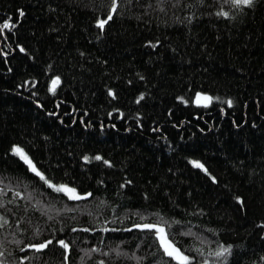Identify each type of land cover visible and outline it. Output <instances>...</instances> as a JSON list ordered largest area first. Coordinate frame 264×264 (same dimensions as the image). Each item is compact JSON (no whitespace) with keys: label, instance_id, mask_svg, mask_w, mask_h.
Instances as JSON below:
<instances>
[{"label":"trees","instance_id":"1","mask_svg":"<svg viewBox=\"0 0 264 264\" xmlns=\"http://www.w3.org/2000/svg\"><path fill=\"white\" fill-rule=\"evenodd\" d=\"M111 4L0 0V262L264 264V0Z\"/></svg>","mask_w":264,"mask_h":264},{"label":"snow or ice","instance_id":"2","mask_svg":"<svg viewBox=\"0 0 264 264\" xmlns=\"http://www.w3.org/2000/svg\"><path fill=\"white\" fill-rule=\"evenodd\" d=\"M231 2L234 5L237 6H251L254 2V0H231ZM117 8H118V0H112V4H111V9H110V14L105 18V19H100L98 20L97 26L101 29H103L105 27V25L111 21L113 19V13L117 12ZM20 15H23V12H20ZM224 15H227L226 13H224ZM10 24L9 23H5L3 25V28H9ZM21 51H23V49H21ZM60 83V78L57 77L52 81V89L51 91L55 92L56 90V85H58ZM198 99H203L205 101L211 102L212 98L211 97H207V96H203L201 97L200 94H198ZM229 106L231 105V101H228ZM14 153H16L17 155L20 156V158L22 160H24V162L29 166V169L35 173L37 176H39L42 180L45 179L44 175L37 169L36 165L33 163L32 159L23 151V149L19 148V147H15L13 149ZM85 160L88 159V157L84 158ZM95 160H102V157L100 156H96L94 158ZM105 164H109V161L105 160L104 161ZM193 166L200 168L202 170H204L205 172H207V168H205V166L198 162V161H193ZM213 180H215V178L213 177ZM46 183L48 184L49 187L53 188L56 192H64L65 194H70L69 198L73 199V200H81V199H85L86 197L81 196L79 194H76V190L73 188L68 187L67 185H56L53 184L50 180H46ZM88 196H91V193L87 194ZM2 206V205H0ZM2 219V218H0ZM4 223H7V221L5 220ZM0 227H3V224H0ZM136 228L139 229H145V230H155V235L157 236L161 247H163L164 252L166 255H168L169 257H172L173 259H175L176 261H178V264H190V257L184 255L178 248L175 247V245L173 244V242L171 240H169L168 238V234L165 231V228L161 225L158 224H150V223H145V224H137L135 225ZM73 231H75V229H73ZM53 243L52 240H48L45 243L39 244V245H30V247L35 248L37 251L43 250L45 248H47L49 245H51ZM59 245L64 248L65 250H67L69 248V244L66 243L64 240H59L58 241ZM230 246L229 247H221L219 251L215 252L214 255L217 257H224L226 254L230 253ZM0 255H3V253H0ZM0 264H3V262H0Z\"/></svg>","mask_w":264,"mask_h":264},{"label":"rangeland","instance_id":"3","mask_svg":"<svg viewBox=\"0 0 264 264\" xmlns=\"http://www.w3.org/2000/svg\"><path fill=\"white\" fill-rule=\"evenodd\" d=\"M198 94H200V96L201 97H203V96H207V97H211L210 95H208V94H205V93H202V92H198V93H196L195 94V96L193 97V104H195V105H200V106H206V105H209L211 102H208V101H205V100H203V99H198ZM228 104V103H227ZM229 105V104H228ZM15 147H19V148H21L20 146H17V145H13L12 146V149H11V151H12V153L13 154H15L17 157H19L20 158V156L19 155H17L16 153H14V151H13V149L15 148ZM22 149V148H21ZM24 151V150H23ZM25 152V151H24ZM26 153V152H25ZM27 154V153H26ZM28 155V154H27ZM21 159V158H20ZM22 160V159H21ZM24 161V160H23ZM44 181H46V179H44ZM54 184V183H53ZM56 185H66V184H61V183H59V184H56ZM68 186V185H67ZM68 187H70V188H73V187H71V186H68ZM53 189V188H52ZM73 189H75V188H73ZM54 190V189H53ZM76 190V189H75ZM61 193H63L64 195H66L68 198H69V195L70 194H65L64 192H61ZM76 194H79L78 193V191L76 190ZM80 195V194H79ZM81 196H84V195H81ZM190 260H191V258H190Z\"/></svg>","mask_w":264,"mask_h":264}]
</instances>
